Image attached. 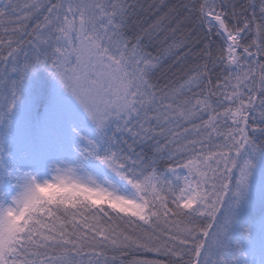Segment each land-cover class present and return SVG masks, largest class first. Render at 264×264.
<instances>
[{
  "label": "snow or ice",
  "instance_id": "6c2138e0",
  "mask_svg": "<svg viewBox=\"0 0 264 264\" xmlns=\"http://www.w3.org/2000/svg\"><path fill=\"white\" fill-rule=\"evenodd\" d=\"M0 264H264V0H0Z\"/></svg>",
  "mask_w": 264,
  "mask_h": 264
},
{
  "label": "trees",
  "instance_id": "16d2710c",
  "mask_svg": "<svg viewBox=\"0 0 264 264\" xmlns=\"http://www.w3.org/2000/svg\"><path fill=\"white\" fill-rule=\"evenodd\" d=\"M154 0H140L141 4H147V3H152ZM155 2H159V0H155ZM167 5L171 7L172 5L178 4L181 2V0H165ZM184 2H189V0H184ZM191 2L195 3L197 6L199 3L202 2V0H191ZM234 3L237 4H242L246 3V0H233ZM168 9L165 8L163 11H167ZM231 11V9H229ZM162 14V13H161ZM156 17L152 15L151 13H148L146 11L137 10V15L133 16L132 20L133 22L139 21V24L147 29L150 24L154 22ZM195 28V31H193V36L194 37H199L203 40L207 33V28H201L199 26V21L193 17V20L187 25V27L184 29L185 32L188 30H191ZM129 34L133 35L137 32H140V27H135V28H130ZM165 33H160L158 36L153 33L152 36L154 38H149L145 37L144 39V47L147 51L152 52L153 55L156 54L157 50L160 48L165 47L163 43V37ZM180 33L177 34V38L180 37ZM222 42L219 40L218 37L215 36V32L212 33L211 35V52L213 54V57L218 55V49L219 46ZM204 47V44L201 43L200 45L194 47L192 49V54L188 55L185 59L176 61L175 57L167 58L162 61L161 66L159 70L156 72V75L154 77L155 80L159 82V85L163 87L164 85H168L169 87H179V85L183 82L184 79H186V73L188 69L195 67L197 64H203L205 62L206 58H200L196 56L195 54L199 52L200 48ZM222 66L215 67L213 69V66L209 64V68L212 69V83L215 85L216 83V76L220 73ZM204 119H207L205 116ZM195 123H200L199 120L195 121ZM187 126V125H185ZM200 137L194 133H189L187 134V140H192V139H199ZM215 135H213L211 142L208 143L207 147L205 148V154H207L208 151H216V148L213 146L218 142H221L220 140H216ZM185 139H181L180 143L183 144L185 143ZM175 147V146H174ZM139 150V149H137ZM196 151H200V146H196ZM193 155L192 152H186V153H178L176 159L179 160L181 163L187 159L190 158ZM172 163L173 166H175L174 161H169V160H161L158 162L156 167L159 169L161 173L164 172V170L167 168L168 164ZM177 171L181 174V177L186 174V170L183 169H177ZM170 175V174H169ZM105 207H107L105 205ZM138 258H149V259H154V258H160V259H166L165 257H156L154 254L151 253H137L136 254ZM132 257H125L124 259L128 260L131 259Z\"/></svg>",
  "mask_w": 264,
  "mask_h": 264
},
{
  "label": "rangeland",
  "instance_id": "374dc122",
  "mask_svg": "<svg viewBox=\"0 0 264 264\" xmlns=\"http://www.w3.org/2000/svg\"><path fill=\"white\" fill-rule=\"evenodd\" d=\"M220 139H221V138H219V137H218V138H216V140H217V141H218V140H220ZM218 143H220V142H218ZM216 144H217V143H216Z\"/></svg>",
  "mask_w": 264,
  "mask_h": 264
}]
</instances>
